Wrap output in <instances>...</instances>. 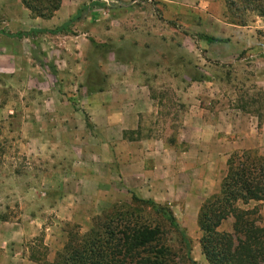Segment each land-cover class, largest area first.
Listing matches in <instances>:
<instances>
[{
  "label": "rangeland",
  "instance_id": "obj_1",
  "mask_svg": "<svg viewBox=\"0 0 264 264\" xmlns=\"http://www.w3.org/2000/svg\"><path fill=\"white\" fill-rule=\"evenodd\" d=\"M203 1L202 12L167 10L165 19V12L158 11L151 21L141 23L140 31L112 22L121 18L120 7L111 11L104 0H88L80 20L69 23L66 32L58 35L42 32L47 29L40 27L41 21L34 24L32 20L43 19L22 3L18 9L8 4L11 10H0V222L14 223L22 230L26 223L37 221L34 218L42 220L37 221L42 226L40 231L25 235V230H13L11 238L0 236V264L51 262L72 226L85 233L93 218L130 204L132 195L146 200L140 191L132 194L123 185V170H108L111 163L122 169L126 148L116 144L120 138L108 140L106 145L104 128L93 125L83 109L88 94L83 87L93 89L95 95L90 98L95 105L103 96L97 95L98 90L109 83L102 70L121 74V65L128 63L139 72L141 83L150 86L154 100L153 111L142 120L138 141L161 138L174 151L165 159L166 164L170 160L174 163L169 172L175 184L174 196L158 204L165 205L185 231L191 257L198 264H207L201 255L196 223L200 204L190 202L186 195L187 179L181 170L185 148L176 141L183 117L192 106L211 112L224 110L231 118L256 115L257 134H263L264 29L256 31V47L234 57L233 42L205 41L206 36L223 38L216 17L230 25L226 0ZM31 5L45 10L51 2L34 0ZM140 15L138 11L125 16L138 20ZM203 17L208 18L207 23ZM237 18L245 27L261 19L250 12ZM32 25L34 30H41L39 34L28 32ZM17 34L24 37H13ZM199 74L205 81L189 83L188 76ZM72 83L75 86L70 88ZM92 109V118L99 122ZM259 144L255 151L264 156V140ZM150 160L142 156L138 167H150V163L144 164ZM88 176L96 177L97 187L86 186ZM146 190L144 181L141 191L145 196ZM258 205L251 203L246 208ZM260 206L262 211L264 204ZM140 212L152 214L142 208ZM262 221L264 224L263 217ZM228 224L223 223L220 230L225 231ZM167 234L169 244L176 247V236Z\"/></svg>",
  "mask_w": 264,
  "mask_h": 264
},
{
  "label": "crops",
  "instance_id": "obj_2",
  "mask_svg": "<svg viewBox=\"0 0 264 264\" xmlns=\"http://www.w3.org/2000/svg\"><path fill=\"white\" fill-rule=\"evenodd\" d=\"M104 1L108 2L107 6L111 7V11H113L115 7H120L119 13L121 18L115 19L112 21L113 23L119 22L121 23L119 25L134 27L137 30L140 28V31L142 30L141 23H143L144 20L149 21L153 19L158 11L165 12L164 18L166 19L167 10H184L185 12L186 10H199L202 12L205 7L203 0L193 3L190 0ZM86 2H88V0H60V7L51 19H34L32 22L35 24L41 21L40 27L42 29H47L42 32L50 33L51 35L61 34L66 31L59 33L51 32L60 27H68L69 23L75 24L79 21L81 9L83 8L82 6H84ZM8 4L12 5L15 9L21 6L19 0H0V10H11V7L6 6ZM114 4L116 6H113ZM138 11L141 12V15L137 17L138 20H133V18L125 16L137 13ZM219 17H216L215 20L218 22L217 30L223 34V38H220L219 35H213L212 37L228 40V43L233 42L236 48V52H234L233 55L234 57H238L241 52L249 51L256 47L258 44L256 31L257 29H264V18L254 23V26L240 27L228 25L222 22ZM201 19H204L207 23L208 18L203 17ZM257 23H260V27H258ZM34 29L35 27L32 25L28 32L39 34L41 31ZM137 30H135L136 35L139 36ZM224 33L228 35L226 36ZM28 37L29 35H27L26 38ZM117 64L121 65L119 62ZM107 65H109V63ZM121 66V68L124 69L121 74L114 73L111 70L109 71L107 68L102 70L104 74L107 75L109 82L108 86L102 90H98L99 93L97 95L103 96L97 100L95 105L91 104L90 98L94 96L95 93L88 92L83 106L84 115L89 118L93 125L97 124L104 128L107 138L106 145L108 144V140L111 142L113 139L117 140L120 138V142H116V144L122 146L123 149L126 148V152L123 153L121 160L122 169L114 166L113 163L110 162L111 164H107L110 168L108 170H123L121 181L123 185L128 188L130 193L133 194L140 191L141 193L139 195L146 200L150 199L155 203H158V201H165L174 196L173 190L175 184L172 182L173 175L169 173L171 168L174 167V163H172L171 160L168 164L165 162L167 160L166 158L170 157L169 155H172L174 151H172V148L166 147L164 140L161 138H145L138 141V132L142 129V120L148 112L153 111L154 100L151 98L150 86L146 83H141L140 74L133 65L128 63ZM74 86L75 83L70 84V88ZM205 88L208 89V87ZM83 89L86 91H93L89 85L84 86ZM207 96L208 95H205V97ZM205 102L207 103L208 100L206 99ZM92 108H94L99 122H96L92 118ZM1 117L2 116H0V119ZM11 120L16 121V119ZM257 121L258 117L256 115H253V117L250 115H242L238 118H231L229 115L224 114V110L211 112L207 109L195 108V106H192L189 113L183 117L182 131L176 143L178 145H183L185 148L184 165L181 170L184 171L183 174L187 179L184 184L188 192L186 195H188V200L190 202H199L198 211L201 204L218 190L221 180L224 177L225 173L223 172L226 170V163L230 155L233 153H242L244 151H255L260 147L258 143L264 140V131L262 135L257 134ZM131 135L133 137H131ZM116 153V150H114L111 154L117 155ZM191 155H194V157L192 158ZM142 156L151 159L150 162H144V164L150 163V167H138L139 160H141ZM110 173L111 172L108 171V178L111 180ZM85 179L87 180L85 181L86 186L90 188L97 187L96 177L93 178L88 176ZM144 181L147 185V196L141 191ZM80 194L85 197V194ZM88 197L91 198L92 194L88 195ZM164 204L168 205V203ZM258 204L263 205L264 202ZM260 213L264 218L263 208ZM34 219L42 223V220L38 217ZM37 221H30L29 224L26 223L21 227L22 230L17 228V225L14 223L1 221L0 236L7 235L11 238L12 235H14L13 230H17V232L25 230V235L33 231H40L42 230V226L41 224H37L39 223ZM224 223H230L228 224L229 227L225 230L229 232L232 220L228 219ZM24 233H21V235H24ZM1 241L0 237V242Z\"/></svg>",
  "mask_w": 264,
  "mask_h": 264
},
{
  "label": "trees",
  "instance_id": "obj_3",
  "mask_svg": "<svg viewBox=\"0 0 264 264\" xmlns=\"http://www.w3.org/2000/svg\"><path fill=\"white\" fill-rule=\"evenodd\" d=\"M31 2L34 0H21L35 17L43 20L51 19L60 7V0H50L51 7L45 10L32 6ZM226 7L231 12L230 25L245 26L237 18L244 12L264 18V0H226ZM66 28L60 27L51 33ZM205 41L228 43V40L208 36ZM187 78L189 83L205 81L201 74ZM252 202H264V157L256 151L233 153L227 160L218 190L201 204L197 214L199 247L207 264H264L261 206L246 208ZM134 205L138 206L134 208ZM140 208L144 213L152 214H141ZM228 219L232 220L230 231H221L222 224ZM167 231L176 236V247L169 244L171 239L167 237ZM41 264L198 263L191 257L185 231L169 209L132 195L130 204L93 218L85 233L72 226L53 261L44 260Z\"/></svg>",
  "mask_w": 264,
  "mask_h": 264
}]
</instances>
